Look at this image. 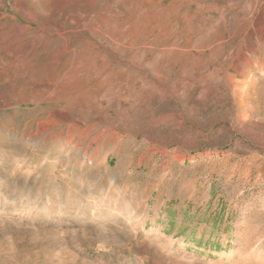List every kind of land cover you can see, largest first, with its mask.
I'll list each match as a JSON object with an SVG mask.
<instances>
[{"label":"rangeland","instance_id":"374dc122","mask_svg":"<svg viewBox=\"0 0 264 264\" xmlns=\"http://www.w3.org/2000/svg\"><path fill=\"white\" fill-rule=\"evenodd\" d=\"M34 1L0 0V25L10 31L1 43L51 42L61 49L83 41L67 32L69 14L76 13L75 4L72 12L67 5L76 0H49L51 12L41 14L30 8ZM159 1L164 15L178 10L179 27L184 13L198 8L187 0ZM250 1L221 15L207 10L216 3L208 0L202 13L209 19L202 27L224 34L221 43L229 44L221 59H210L225 60L230 77L242 71V92L235 95L226 84L222 102L213 96L204 113L169 95L172 139L158 136L147 145L139 136L125 164L111 154L112 145L96 156L92 144L85 153L99 131L62 102H49L57 94L46 92L41 72L32 74L34 89L0 81V264H264V5ZM151 11L125 32L127 15L112 5L110 24L99 19L93 41L105 48L151 40V26L158 24ZM23 14L41 18L29 24ZM122 25L125 36L118 33ZM35 97L46 101L26 102Z\"/></svg>","mask_w":264,"mask_h":264},{"label":"bare ground","instance_id":"6f19581e","mask_svg":"<svg viewBox=\"0 0 264 264\" xmlns=\"http://www.w3.org/2000/svg\"><path fill=\"white\" fill-rule=\"evenodd\" d=\"M83 1L85 3L81 5L74 3L75 1H69L67 5L69 9L73 4L76 6L74 10L76 13L68 15L67 24L70 28L67 32L71 34V38L83 39L81 43L71 48L67 43L60 49L51 45V42L15 48L1 43V39L10 35V31L7 32L9 28L6 30L0 25V81L11 78L17 80L18 87L35 88L39 85L33 83L32 74L41 72L42 77L47 78L46 92L57 94L54 100L48 98L49 102L54 104L62 102V109L68 110L77 120L85 119L90 123L91 131H99L90 139L85 153L92 144H97L93 150L96 156L105 145H112L111 154L119 157V163H124L129 159L128 148L134 145L133 140L139 136L147 145L154 143L158 136L172 139L173 129L167 122L174 120V116L166 112L171 109L167 100L169 95L175 97L181 95L182 106H188L196 113H204L209 111L213 96L216 97L213 102L217 104L222 102L223 88L226 84L234 87L235 95L241 91L240 87L243 84L238 76L242 71H232L231 79L227 75L229 64L223 59L220 60L221 55L229 47L228 43L222 44L221 41L226 36L210 34L208 29L202 27L205 26L203 23L209 25V19L202 15L207 9L205 2L208 0H187L188 5L196 2L198 8L192 15H189L188 10L184 13V27H179L180 20L174 19L178 10L173 8L175 14L164 15L158 6L159 0H140V3L132 0H102L104 6L99 4L100 0ZM214 1L216 3L213 7L207 10L221 15H226L233 5L240 3V0ZM261 3L264 5V0H261ZM114 4L115 7L124 10L129 20L127 22L131 24L127 29L124 28L125 25L117 27L120 34L124 29L125 32H130L129 29L135 26L131 23L135 18H140L147 11L155 9V13H151L153 14L151 19L158 24H154V27L150 24L152 39L148 40L147 37L146 41L144 37H138L119 47H99V44L93 41L100 36L95 26L101 18L110 24ZM30 6L39 14L51 12L49 0H37ZM70 10L72 12V9ZM23 17L31 24L37 23L41 15ZM79 24L82 25V30L78 27ZM100 52L105 55L102 57ZM214 56L221 57L218 61L210 59ZM29 99L26 102L39 104L46 101L43 97ZM102 111H105L103 118L97 122L92 121L95 119L92 115ZM61 121L66 122V119ZM61 121L57 122L62 123ZM57 122L55 120L52 124ZM75 126L69 125V129L75 130ZM67 136L71 137L68 134ZM84 137L82 140L87 139L89 135ZM91 154L87 155V160L93 155Z\"/></svg>","mask_w":264,"mask_h":264}]
</instances>
